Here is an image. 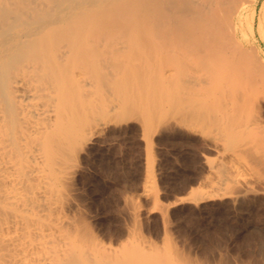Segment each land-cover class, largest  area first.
<instances>
[{
    "label": "bare ground",
    "instance_id": "1",
    "mask_svg": "<svg viewBox=\"0 0 264 264\" xmlns=\"http://www.w3.org/2000/svg\"><path fill=\"white\" fill-rule=\"evenodd\" d=\"M259 1L0 0V264H183L131 238L107 246L65 208L68 176L111 110L147 136L169 116L215 132L264 182ZM145 155L149 168V144ZM239 167L228 165L243 179Z\"/></svg>",
    "mask_w": 264,
    "mask_h": 264
},
{
    "label": "rangeland",
    "instance_id": "2",
    "mask_svg": "<svg viewBox=\"0 0 264 264\" xmlns=\"http://www.w3.org/2000/svg\"><path fill=\"white\" fill-rule=\"evenodd\" d=\"M260 103L256 109L263 111L264 100ZM109 113L115 120L111 115L105 118L107 123L81 149L67 178L64 205L72 218L107 246L131 238L147 249L170 250L167 253L183 264H264V182L248 170L252 162L248 154L241 155L240 163L231 159L213 138L215 132L205 136L194 126L189 133L190 124L186 132L182 127L188 123L176 124L178 117L156 123L147 136L134 116L118 120L115 110ZM146 142L152 149L149 168ZM223 162L225 171L220 168ZM229 163L243 166L238 172L245 180L232 175ZM219 172L225 176L224 184L217 179ZM134 175L138 180L130 188H120ZM180 175L189 180L187 186L167 196L159 180ZM190 191L202 198L197 202L188 198Z\"/></svg>",
    "mask_w": 264,
    "mask_h": 264
},
{
    "label": "trees",
    "instance_id": "3",
    "mask_svg": "<svg viewBox=\"0 0 264 264\" xmlns=\"http://www.w3.org/2000/svg\"><path fill=\"white\" fill-rule=\"evenodd\" d=\"M137 162L139 163V158H137L136 163ZM137 180V177L134 175L127 181L126 185L120 184V188H130ZM188 181L189 180L185 177V175H180L169 181L159 180V184L166 187L167 196L171 197L174 193H181L187 186Z\"/></svg>",
    "mask_w": 264,
    "mask_h": 264
}]
</instances>
